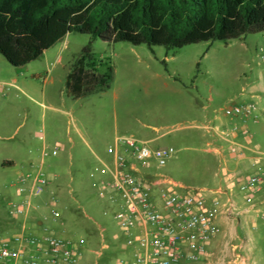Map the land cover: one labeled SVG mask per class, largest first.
Wrapping results in <instances>:
<instances>
[{"label":"rangeland","instance_id":"374dc122","mask_svg":"<svg viewBox=\"0 0 264 264\" xmlns=\"http://www.w3.org/2000/svg\"><path fill=\"white\" fill-rule=\"evenodd\" d=\"M263 36L261 31L151 50L145 43L113 42L71 31L22 66L11 65L0 54V124L12 125L0 131L2 136L12 134L9 140L0 139V145H45L42 170L48 179L54 172L61 174L62 185L47 183L34 197L38 206L30 214V226L37 228L41 220L44 228L55 229L54 236L83 238V256L75 264H115L129 257L122 251L125 235L114 218L118 203L101 198L99 190L100 159L111 155L107 147L116 136L151 139L146 141L150 147L171 146L173 152L163 163H149L161 176L184 185L177 191L224 187L225 164L233 161L230 142L222 153L215 151L218 142L207 125L229 128L232 117L224 114V107L264 104V58L257 51ZM89 41L96 59H110L114 78L105 91L72 98L65 90V75ZM248 127L247 144L253 148L249 153L258 166L243 167L245 176L261 170L264 162L257 158V151H264V121ZM13 176L14 170L6 169L0 190L17 189ZM53 209L60 219L51 220ZM231 221L239 227L237 218Z\"/></svg>","mask_w":264,"mask_h":264},{"label":"built area","instance_id":"2783aa9c","mask_svg":"<svg viewBox=\"0 0 264 264\" xmlns=\"http://www.w3.org/2000/svg\"><path fill=\"white\" fill-rule=\"evenodd\" d=\"M257 51L264 58V36ZM261 96L264 97V91ZM223 112L239 121L227 129L207 127L216 138L230 142L231 153L242 156L244 148L234 137L242 135L247 142L251 140L248 123L264 120V104H233L224 107ZM107 151L114 155V162L107 167L109 179L100 188L108 191L112 202L118 203L114 218L125 235L126 246L132 249L131 258L121 257L115 264L197 261L205 253L208 241L219 231L218 216L238 218L243 213L255 212L264 219V203L259 205L255 199V194L264 192V162L261 170L241 179L239 188L245 195L240 204L226 186L190 193L177 191L184 185L169 177L146 179L141 169L151 159L163 163L173 152L171 146L150 147L146 141L133 136H117ZM257 154L264 161V151ZM16 183L18 193L24 196L10 203V211L13 215L28 216L37 208L34 197L44 190L48 178L38 167L27 176L19 175ZM59 216L58 210L51 211V220ZM83 244V238L38 237L22 229L10 238L0 239V264H75L83 256ZM231 251L228 264H249L250 255L243 241L233 244Z\"/></svg>","mask_w":264,"mask_h":264},{"label":"trees","instance_id":"16d2710c","mask_svg":"<svg viewBox=\"0 0 264 264\" xmlns=\"http://www.w3.org/2000/svg\"><path fill=\"white\" fill-rule=\"evenodd\" d=\"M71 31L151 50L226 41L264 31V0H0V54L13 66L37 59ZM113 78L110 59H96L89 41L64 85L80 98L107 90Z\"/></svg>","mask_w":264,"mask_h":264},{"label":"crops","instance_id":"0c3cea01","mask_svg":"<svg viewBox=\"0 0 264 264\" xmlns=\"http://www.w3.org/2000/svg\"><path fill=\"white\" fill-rule=\"evenodd\" d=\"M236 121L239 120L232 118V122L230 124ZM258 122L249 121V123L255 124ZM5 126L6 128H12V125H10L9 122L6 124L2 123L0 124V131L4 130ZM18 126H20V124L14 126V129L16 130ZM2 135L3 134L0 133V139L9 140V138L12 137V134L9 136ZM214 137L215 141L218 142V147H215L214 150L222 153V150L226 147L228 142L216 138V136ZM148 140L151 139L143 141ZM234 140H237L236 142L242 145L244 153L242 156L230 153V157L233 161L225 164L224 171L226 174L223 180L224 187L226 186L231 188L235 200L238 203L243 204L245 192L239 188L241 179L245 177L243 174V167H247L249 165L253 167L258 163L255 162L253 153H249L253 152V148L248 146V142L242 135H236ZM45 155V145H43L40 149L34 147V145L22 146L20 141L13 142L12 144L0 145V187H3L6 169L8 170L12 168L14 170L13 180H16L19 175L27 176L34 173L38 167L42 168ZM100 162L102 166V170L99 171L100 176L98 178L100 197L106 198L112 202L109 198L108 191L103 192L100 186L101 183L109 179L107 167H111L113 165L114 155L111 154L107 160L100 159ZM257 166L258 165H256V167ZM56 169H58V167H56ZM141 170L144 172V177L146 179L161 177V174L153 170L151 163H148V165ZM60 177L61 174L59 172H54L53 178L48 179V184L52 187L62 185V182L59 179ZM23 196L24 195H20L15 188L13 192H6L4 189L0 190V239L10 238L22 229H25L28 233L34 234L38 237L53 235L56 232L55 229L52 227L50 230L44 228L41 220L36 221L37 228L33 229L30 226V215H13L10 212V203L22 199ZM255 199L258 201L259 205H263L264 192L255 194ZM63 221L64 219L61 217V220L59 221L60 224H63ZM216 222L218 224L219 231L210 241H208L206 251L201 258L193 262L181 260L177 264H228V261L232 257V245L241 241H243L244 248L250 255L249 264H264V219L262 217L255 212L243 213L237 218V222L240 224L239 227L238 225H234L232 223L231 217H227L225 215L218 216ZM122 251L125 256H129L128 258H131V248L123 245Z\"/></svg>","mask_w":264,"mask_h":264}]
</instances>
